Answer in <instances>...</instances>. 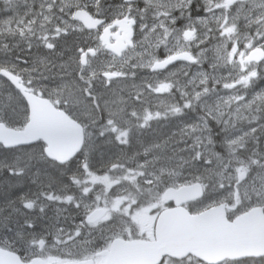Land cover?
<instances>
[{"label": "snow or ice", "instance_id": "obj_1", "mask_svg": "<svg viewBox=\"0 0 264 264\" xmlns=\"http://www.w3.org/2000/svg\"><path fill=\"white\" fill-rule=\"evenodd\" d=\"M0 264H264V0H0Z\"/></svg>", "mask_w": 264, "mask_h": 264}]
</instances>
